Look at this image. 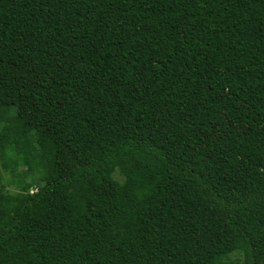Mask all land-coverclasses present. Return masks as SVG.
I'll return each mask as SVG.
<instances>
[{
  "label": "trees",
  "instance_id": "1",
  "mask_svg": "<svg viewBox=\"0 0 264 264\" xmlns=\"http://www.w3.org/2000/svg\"><path fill=\"white\" fill-rule=\"evenodd\" d=\"M0 264H264V0H0Z\"/></svg>",
  "mask_w": 264,
  "mask_h": 264
},
{
  "label": "rangeland",
  "instance_id": "2",
  "mask_svg": "<svg viewBox=\"0 0 264 264\" xmlns=\"http://www.w3.org/2000/svg\"><path fill=\"white\" fill-rule=\"evenodd\" d=\"M10 189H12V188H10Z\"/></svg>",
  "mask_w": 264,
  "mask_h": 264
}]
</instances>
